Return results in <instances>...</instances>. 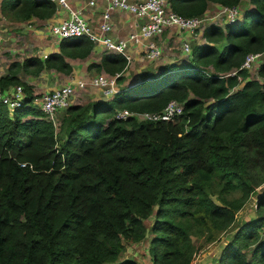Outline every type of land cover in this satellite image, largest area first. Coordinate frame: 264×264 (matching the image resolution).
I'll return each instance as SVG.
<instances>
[{
    "label": "trees",
    "instance_id": "trees-1",
    "mask_svg": "<svg viewBox=\"0 0 264 264\" xmlns=\"http://www.w3.org/2000/svg\"><path fill=\"white\" fill-rule=\"evenodd\" d=\"M169 1L188 17L202 16L209 2H241ZM248 1L243 17L206 24L205 42L193 43L186 62L164 64L152 79L143 72L109 99L71 103L56 113L57 128L18 73L70 74L67 58L87 56L93 42L65 37L45 58L9 64L0 89L22 84L25 96L12 109L0 101V264H138L120 255L144 239L151 215L152 263L191 264L193 237L213 240L233 223L264 183V61L259 77L240 67L248 53L264 50V0ZM55 10L52 0H0L2 15L17 21ZM126 62L105 51L88 68L120 72L122 84ZM171 99L183 110L170 119L115 116L160 110ZM255 210L207 264H264V188Z\"/></svg>",
    "mask_w": 264,
    "mask_h": 264
},
{
    "label": "built area",
    "instance_id": "built-area-1",
    "mask_svg": "<svg viewBox=\"0 0 264 264\" xmlns=\"http://www.w3.org/2000/svg\"><path fill=\"white\" fill-rule=\"evenodd\" d=\"M52 1L56 4L55 13L64 9V14L58 20L47 25V32L50 36L57 40L71 36H87L94 45H101L104 51L123 54L127 59L124 71L133 59L129 51L131 48L135 47L136 51L142 53L141 56L145 59H157L163 51L160 37L168 29L175 28L176 33H180L183 40L182 49L190 57L192 47L189 44V39L201 37L206 24L212 21L223 25L238 19L240 13L238 6L221 5L214 14L188 17L174 11L169 0H102L105 2V8L101 13L98 26L95 28L84 15L82 7L72 4L70 0ZM97 2L98 0H87L86 4L93 6ZM113 9L132 12L136 17L143 20L138 21L136 28L126 35L116 36L112 32L111 11ZM184 31L189 33V38L184 37ZM261 52L248 53L240 67L250 69L253 61ZM46 56L47 53H42V58ZM228 73L233 74L235 71L232 70ZM119 75L120 72L109 74L102 70L90 76L89 79L79 78L74 82L64 83L55 88L34 93L36 96L32 102L41 108L46 117L55 124L56 113L73 102L72 96L76 88H85L89 85L97 88L104 98L109 99L121 89L117 81ZM24 96L22 84H16L9 90L0 89V101L10 109L21 105ZM182 110L183 104L176 99H171L160 110L130 111L124 108L117 110L115 116L125 118L132 115L138 120H159L170 119L180 114Z\"/></svg>",
    "mask_w": 264,
    "mask_h": 264
},
{
    "label": "rangeland",
    "instance_id": "rangeland-1",
    "mask_svg": "<svg viewBox=\"0 0 264 264\" xmlns=\"http://www.w3.org/2000/svg\"><path fill=\"white\" fill-rule=\"evenodd\" d=\"M136 18L139 22L143 20L142 18L139 17ZM27 24L29 26L28 25L24 26V22H20L12 18H9L7 16H4L0 11V74L4 73L8 69L9 64L12 61L18 60L19 62H21L25 57H27L28 53L35 51L36 49L39 48V46H37V44L32 41H34V39L36 38L34 36L37 35V32L38 33L41 32L35 29L41 27L39 24H36L35 25L36 27H33L34 22H27ZM175 36H176L175 38L171 37L168 40V42L162 44L163 51L157 59L146 60L143 57H141L142 53H138L137 59L142 60V61L137 60L138 66L142 64H150L151 70H155L153 71V73L150 72L151 79L153 77L158 76L160 70L157 71L156 67H159L161 63H165V64L184 63L188 60L189 55L186 54L182 49L183 40L182 38L180 39V33L176 34ZM48 37H50V35ZM187 38L189 37L187 36ZM198 40H202V38L199 37V38L189 39L190 46L192 47L193 43H195V41ZM216 45L220 47L221 42L216 43ZM39 52L42 53V51ZM142 69L143 72L149 71V70H144V68ZM19 72L24 73V71L22 70H20ZM95 72H97L96 69ZM143 72H139L138 74H140L141 76L137 77L134 80L140 81L143 78ZM250 73L252 77H259L257 74V66L254 65V68L251 70ZM134 80L131 82L133 83ZM128 84H125L123 82L122 84L119 85V87L122 88L123 86H126ZM93 88L94 87H90L89 85L85 88H76L72 96V101H73L72 103H76V102L85 103L89 100L94 99L92 98L93 96L87 94L90 93L92 90H95V88L94 89ZM61 113L62 111L58 112L57 116L60 115ZM58 122L59 121L56 118V123H55L56 128L58 127ZM260 187L264 188V183L261 186H259L257 190H259ZM211 196L215 200H217L215 194H212ZM257 197L258 195L254 191H252L251 197L244 204V206L237 212L236 218L233 221V223L226 230L220 232L215 239L208 241L205 240L204 237H197V238L193 237L197 245V250L191 264H202L204 262L213 261L214 259L217 260L223 245L231 238V236L237 230L241 222L258 215L255 210V202L257 200ZM153 218L154 216L151 215L149 218L145 219L146 235L144 239L138 242L126 243V247L124 248L122 254L120 255L121 258L133 257L138 262V264H153L150 254V245H151L150 240L152 237L150 227Z\"/></svg>",
    "mask_w": 264,
    "mask_h": 264
},
{
    "label": "crops",
    "instance_id": "crops-1",
    "mask_svg": "<svg viewBox=\"0 0 264 264\" xmlns=\"http://www.w3.org/2000/svg\"><path fill=\"white\" fill-rule=\"evenodd\" d=\"M86 1L87 0H70V2L72 4L83 8L84 15L86 16V18L88 19L90 24L93 27L97 28L98 23L100 21L101 13H102L103 9L105 8V2L102 0H98L96 5L88 6L86 4ZM220 7H221V5L218 3L209 2L208 7L204 13V16L216 13L220 9ZM248 7H252L250 2L248 0H241V2L238 5V8L240 10L239 17L240 16L243 17L244 9L248 8ZM62 14H64V9H60V11L58 13H55L51 17L46 18V19H38L36 17H32L31 19L20 21V22H24V26L28 25L27 22H34L33 27H36L35 26L36 24H39L41 27V28L35 29V30H38L41 32H39V33L37 32V35L34 36L36 38L34 39V41H32V42L36 43L37 46H39V48L36 49L35 51L28 53L27 56L36 55V56H39L42 58V53L48 54L52 51H58L59 50V41L60 40H57V39L53 38L52 36L48 37L49 33L47 32V25L49 23L54 22L55 20H58ZM111 20L113 23V31L112 32L116 36L126 35L128 32L134 30L136 28V25L138 22L136 16L132 12L122 10V9H113L111 11ZM176 31L177 30L175 28H171V29H168L167 31H165L163 33V35L160 37L161 44L168 42V40L171 37L175 38L176 37L175 35L177 34ZM183 35H184V37H187V36L189 37V33L185 32V31L183 32ZM201 38H202V40H198V42H205L204 38L202 36H201ZM221 45H222V43H221ZM39 51H42V53H40ZM129 51L131 52L133 59H132L131 63L128 65V67L125 69V71L123 72V74L125 75V79H124L125 84H128L131 81H133L134 79H136L137 77H140L141 75L138 73L143 72L142 68H144V70H149L148 72H152V73H153V71H155V70H151L150 64H142V65L138 66V64H137L138 63L137 60H139V59H137L138 52L136 51L135 47L129 49ZM104 52L105 51L103 50L102 46L96 44L93 46L91 52L83 58H67V60L72 65V71L70 74H64V73H62L60 71H56L54 69H43L37 75H31V74L19 72L18 76L21 79H23L24 81H26L27 83L32 85L33 93H40L42 91H46V90H49L51 88H55V87H57L61 84H64V83L74 82L76 79H79V78L89 79L90 76H92L96 72H95L94 68H88V64L91 62L99 63L101 60L102 54ZM146 60H148V59H146ZM139 61H142V60H139ZM262 61H264V50L253 61L250 69H248L249 73L254 68V65L258 67V65ZM164 64L165 63H161L159 67H156L157 71H159L160 68ZM7 71H8V69L4 73H6ZM4 73H2V74H4ZM2 74H0V75H2ZM250 76H251V73H250ZM137 81L138 80H134V82H137ZM242 83H243V81H242ZM90 87H92V86H90ZM87 94H89L90 96H93L92 98H94V99L95 98H97V99L98 98L99 99L104 98L97 88H95V90H92L90 93H87ZM60 111H58V112H60ZM58 112H57V114H58ZM257 188H256V190H254V192L258 195V191L262 187H260L259 190H257ZM207 263L208 262H204L202 264H207Z\"/></svg>",
    "mask_w": 264,
    "mask_h": 264
}]
</instances>
